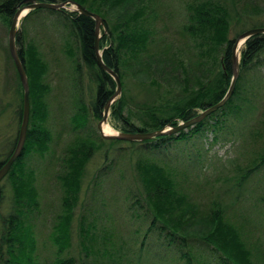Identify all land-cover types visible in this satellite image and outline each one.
<instances>
[{
	"label": "trees",
	"instance_id": "trees-1",
	"mask_svg": "<svg viewBox=\"0 0 264 264\" xmlns=\"http://www.w3.org/2000/svg\"><path fill=\"white\" fill-rule=\"evenodd\" d=\"M21 1L0 0V16L8 25H10L16 10L22 5ZM38 1L58 3L67 0ZM73 1L89 11L97 13L103 19L101 26L103 30H100L101 37L98 40V46L104 63L118 74L122 88L120 96L110 105V117L117 130L132 133L148 132L170 124L171 126L177 125L178 118H175L176 116H179L183 121L190 120L199 113L197 109L204 110L222 99L223 89L218 87L212 90L210 99L192 96V92H190L182 94L175 101L166 97L157 105H148L149 103L145 102L144 109L149 112L151 121L143 120L142 127L130 122L124 112V108L128 107L129 103L127 79L130 76L128 72L130 74L131 72L128 68L149 61L153 67H158L161 64L163 66L173 56L172 50L168 49L165 51L166 56L161 57L159 53L166 47L161 49L157 47L156 38L160 37H158L159 31L155 25H158V21L161 19L160 4L158 0ZM236 1L182 0L181 2L182 31L191 36L193 47L198 49L196 54L199 57L203 58L210 50L215 49L212 60L216 64V72L221 67L223 77L231 74V53L234 41L242 31L246 30L241 29L240 33L228 38L233 22H238L237 16H240ZM48 20L50 25H55L62 31L63 51L68 53L72 63L66 72V86L70 88L71 111L66 117L67 122L57 131H53L48 124L51 110L47 94L52 90L47 78L50 65L34 38L26 36L29 23L38 24L34 26L47 29L45 22ZM247 25H250V28L264 27V20L261 21L259 16L251 17L248 19ZM16 47L29 85V124L26 133L27 140L22 148L24 152L21 151L7 175L0 181V264H37L36 260L35 263L33 261L36 241L31 228V220L36 222L39 219L40 196L35 185L36 177L33 178L34 174L30 170L25 173L20 167L19 161H22L23 166L26 156L31 152L42 154L45 149L50 147L52 139L61 136L64 132L73 135L64 146L63 155L58 158L60 161L59 170L62 173L56 174V179L60 180L61 190L59 191L63 196L64 209L52 225V229L54 228L52 241L55 245L54 264H133L131 255L134 257L136 252L130 245L125 250L123 241L119 245L110 243L105 246L112 236H117V230L114 228L116 221L109 220L108 217H106L108 221L104 220V215L100 213L103 201L97 200L100 195L96 196V193L90 195L80 206L81 210L78 213L77 230L75 231L76 244L78 245L76 248L78 249L75 253L70 252L71 245L72 250L75 249L70 224L75 215L74 209L77 207L76 203L87 163L95 150L101 147L104 150L103 157L107 158L111 152L116 153L128 148L132 152H141L142 148L146 147L144 146L145 142L152 140L160 141L158 146L153 147L158 152L168 151L169 148L165 147L166 144L171 145L183 141L187 145L190 138L203 135L206 128L222 121L218 112L228 106V100L209 114L211 118L205 117L199 120L193 127L188 128L189 130L180 131L177 137L161 134L148 141H127L123 148V145L120 144L123 140L107 139L98 133L96 136L94 129L89 124L90 117L95 120L101 119L104 105L113 95L116 87L113 78L97 64L95 22L92 17L64 7L31 9L21 20V30L16 34ZM6 50H8V45ZM8 56L11 58L10 53ZM165 66V68L173 70L174 64H169L172 67ZM262 67H264V33H258L247 38L240 48V79L252 73L258 75ZM186 75H189V71ZM157 79L153 78L151 81H147L149 86L168 87L170 90L167 92H170L173 88L168 83L171 81L172 84L181 82L182 77L173 80L165 77H161L160 81ZM214 84L215 82L211 84V89ZM19 85L17 86L18 102L14 108L18 122L17 130L5 143L2 153H0V168L16 146L23 107L21 82ZM184 89L188 88L184 87ZM236 95L237 89L233 93V96ZM2 109L3 106L0 104V115ZM212 119L214 120L212 121ZM93 136H96L99 141L97 142ZM178 140L180 141L178 142ZM181 153L182 150L177 154ZM262 163L245 173H240V177L235 178L237 181L232 182L228 186V190L235 194L241 180ZM109 166H111V162L105 168L100 167L98 172L102 174ZM138 173H140L139 170ZM23 174L25 175L24 179H22ZM140 174L138 177L141 179ZM6 177L12 185L10 197L12 207L8 214L1 210L2 205L8 199L6 180H4ZM155 181L150 187H146L141 181L143 186L137 188L138 194L134 191L126 193V199L131 200L125 206L129 212L128 217L139 216L136 211L139 210L142 212V217L148 221L139 250L143 249L145 236L155 233L158 238L163 240L165 248L169 250L168 257L173 259L175 264H205V262L207 264H255L252 261L251 249L252 256L249 257L244 248L243 243H245L249 244L256 252L260 264H264V254L259 252L256 242H251L247 233L244 235L238 233L241 223L234 220L229 214L232 221L225 220L228 205H224L218 200H212L210 206L205 208L207 212H202L199 206L187 201L185 196L175 193L170 179H157L156 183ZM156 185L164 187L160 188ZM233 200L234 203H238L243 198L233 196ZM67 205L69 206L67 207ZM130 210L136 213L132 215ZM24 222L29 223L25 226V234L22 233V236L19 237L15 235V232L18 227H24ZM128 225L132 227L130 221H128ZM133 231L140 232L138 228ZM118 238L117 236L113 240ZM259 238L264 242L263 237ZM98 241H101L100 244ZM98 256L105 257V259L102 260ZM152 257L158 258V255L153 253ZM161 257H166V255L161 254Z\"/></svg>",
	"mask_w": 264,
	"mask_h": 264
},
{
	"label": "rangeland",
	"instance_id": "rangeland-1",
	"mask_svg": "<svg viewBox=\"0 0 264 264\" xmlns=\"http://www.w3.org/2000/svg\"><path fill=\"white\" fill-rule=\"evenodd\" d=\"M158 2L160 4L161 19H159L158 25H155L159 31L158 37H160L156 38L157 47L158 49L166 47L159 53L161 57L166 56L165 51L168 49L172 50L173 56L163 66L161 64L158 67H153L151 61H149L148 63L135 64L128 68L132 75L128 72V75H130L127 79L129 103L128 107L124 108V112L130 122L139 127H142L143 120H148L149 122L152 119L148 115L149 112L144 109L145 102H148V105H157L166 97L175 101L182 94L190 92H192V96L210 99L212 90L218 87H222V95L224 96L232 78V72L223 77L221 67L216 72V64L212 60L215 55V49L210 50L207 56L203 58L196 54L198 49L193 47L191 36L181 29L182 0H158ZM236 2L240 16H237L238 22L234 21L233 24L231 23L232 29L228 38L240 33L241 29H250V25H247L249 18L259 16L261 21L264 20V0H237ZM25 16L19 19L17 33L21 30V20ZM49 23V20L45 22L47 29L34 26L38 24L29 23L26 36L34 38L50 65L47 78L52 90L47 94L51 110L48 124L53 131H57L67 122L66 117L69 116L71 111L70 88L66 86V72L72 63L68 53L63 51L62 31ZM9 27L10 25L0 16V104L3 106L2 114L0 115V153H2L8 139L16 133L18 125L14 108L18 102L17 86L20 82L16 74L15 65L12 63L13 60L9 58V53H6V51H9V49L6 50ZM100 30L102 31L103 29L100 27ZM101 31H99V38L101 37ZM242 46L243 43L241 48ZM158 51L160 52V50ZM169 64H174V67L169 66ZM165 65L172 67L173 70L165 68ZM188 71L189 75L187 76L186 73ZM199 74L200 76H197ZM239 75L236 79L234 90L228 99V106L218 112L222 121L217 125H220L206 128L203 135L195 138L193 136L186 143L187 145L183 141L178 140L180 144L165 145V147L169 148V150L167 149L168 151H155L153 147L158 146L160 141L152 139L161 135L159 134L139 140H152L151 142H145L144 146L146 147L142 148L141 152H132L130 148L123 149L127 140L120 142L123 145V150H119L116 153L111 152L107 158L103 157L104 150L102 147L95 150L86 165L79 198L76 203L77 207L74 209L75 215L70 224L73 246L75 248L72 250L71 245L70 252L75 253L78 249L76 248L78 245L76 244L75 231L77 230L80 206L90 195L96 193V196L100 195L97 200L103 201L100 206V213L104 215V220L108 221L106 219L108 217L109 220L113 219L116 221L114 228L117 230V236L119 237L117 240H113L117 236H112L105 246L110 243L119 245L123 241L125 250L130 245L136 252L134 257L131 255L133 264H175L173 259L168 257L169 250L165 248L163 240L158 238L155 233L145 236L143 249L139 250L148 221L142 217V212L139 210H136L139 216L128 217L129 212L125 207L131 201L126 199V193L134 191L138 194L137 188L143 186L142 182L146 187H150L154 180L170 179L175 193L185 196L187 201L199 206L202 212H207L205 208L210 206L212 200H218L224 205H228L225 220L227 222L228 220L232 221L228 216L229 214L234 220L241 223L240 232L237 229L238 233H242V235L247 233L251 239L250 241L256 242L259 252L264 254V242L259 238L263 237L264 239V160H262L264 159V67L258 72L260 77L252 73L240 79ZM180 76L182 77L181 82L172 84L171 81L168 83L173 88L170 92H167L170 90L168 87L149 86L150 84H148L153 78H158L160 81L161 77L173 80L178 79ZM213 82L215 84L211 89L210 86ZM184 87L188 89H184ZM235 89H237V95L233 96ZM197 110L199 113L201 112V109ZM208 117L209 115L206 116V118ZM175 118H178L175 126L187 121L181 120L179 116ZM98 122L99 120L90 117L89 124L94 129L95 135L97 136L98 133L101 136L97 126ZM195 123L176 132H171L170 135L177 137L180 131L187 130L188 127L190 129ZM89 124L86 123L88 126ZM104 125L112 129L110 133L104 131ZM104 125H102L101 129L104 134L114 135L119 131L115 128L114 122H112L110 117V107ZM175 126L170 124L156 130L171 131L170 129ZM72 135L64 132L61 136L55 137L51 141V148L48 147L42 154L31 152L26 156L23 166L22 161H19L20 167L23 168L25 173L29 170L33 172V178L36 177L37 192L40 196L39 206L41 205V209L39 219L36 222L31 220V228L36 241L33 261L35 263L36 260L37 264H54L55 245L52 241V232L54 231L52 225L64 209L63 196L59 191L61 190L60 180L56 179V174L60 172V161L58 158L63 155L62 150ZM96 136L93 137L98 142L99 140ZM181 150L182 153L177 154ZM110 162L111 166L107 167L108 170L106 168L100 174L98 170L102 167L105 168ZM261 162L263 163L257 169L251 171L246 178L241 180L235 194L228 190V186L232 182L237 181L235 178L240 177V173L253 169ZM138 170L141 174L138 173ZM139 174L141 179L138 177ZM24 177L25 175L23 174L22 179ZM4 180H6L4 182L8 192V199L2 205L1 210L8 214L12 207L10 201L12 185L7 177ZM158 187L163 188L164 186ZM229 194L231 196H228ZM139 195L142 197L141 194ZM233 196L235 198H243V200L234 203ZM192 208H195V206H192ZM131 213L133 215L136 212L133 213L132 210ZM128 221L132 223V227L128 225ZM25 223L24 227H18L15 235L20 237L22 233L25 234V226L29 222ZM135 228H138L140 232H134ZM98 242L100 244L101 241ZM243 244L249 257L253 253V263L260 264V259L252 247L249 244ZM153 253L157 254L158 258L152 257ZM161 254H165L166 257H161ZM98 257L102 260L105 259V257Z\"/></svg>",
	"mask_w": 264,
	"mask_h": 264
},
{
	"label": "water",
	"instance_id": "water-1",
	"mask_svg": "<svg viewBox=\"0 0 264 264\" xmlns=\"http://www.w3.org/2000/svg\"><path fill=\"white\" fill-rule=\"evenodd\" d=\"M21 4L22 5L16 10L15 14L12 17V21H11L9 31H8L7 41H8V49H9L10 56L13 60L17 74L19 76L20 82L23 87V107H22L21 123H20L19 131H18L16 146L13 152L11 153V155L9 156V158L7 159V161L0 168V181L3 179V177L7 175L13 163L20 156L23 145H24V141L26 138V131H27V126H28V121H29V85H28V80H27L24 67L22 65V61L20 60L18 52H17L16 34L18 30L17 26L19 23V19L25 16L31 9H35L39 7L58 9V8L64 7L67 9L70 8L71 10L77 11L78 13L83 14V15L90 16L94 19V22H95V58H96L98 66L101 67L104 71H106L113 78L115 85H116L115 92L107 100V102L104 105L102 117L99 120L97 126L99 128L101 136L105 138H115V139L127 140V141L142 140V139L150 138L152 136L159 135V134H170L171 132H176L194 122H197L205 118L207 115H209L210 113H212L213 111L217 110L219 107L224 105L234 90L235 82L239 74L238 73L239 72V48L241 44L244 43L247 38H249L250 36L254 34L264 33V27L250 28V29L245 30L241 34H239L238 37L235 39L234 44L232 46V53H231V72H232L231 82H230V85L225 95L222 97V99H220V101H218L214 105L202 110L199 114L194 116L192 119L187 120L183 123H180L178 126L173 127L172 129H170L171 131H163L164 129L148 131V132H135V133L118 131L114 135L112 134L107 135V134L102 133V130H101L102 125H104V123L107 120L108 110H109L111 103L117 97L120 96L122 88H121V82L118 77V74L104 63L102 59L101 50L99 49V46H98L99 31H100V27L103 25L102 17L95 12L89 11L84 6H82L81 4L73 0H67V1H62L58 3L42 2L38 0H22Z\"/></svg>",
	"mask_w": 264,
	"mask_h": 264
},
{
	"label": "bare ground",
	"instance_id": "bare-ground-1",
	"mask_svg": "<svg viewBox=\"0 0 264 264\" xmlns=\"http://www.w3.org/2000/svg\"><path fill=\"white\" fill-rule=\"evenodd\" d=\"M172 126H175V125H172ZM189 128V127H188ZM111 128L109 127V126H107V125H104V131L105 132H107V133H110L111 132ZM27 140V139H26ZM56 142V141H55ZM25 147V146H24ZM55 147V146H54ZM55 150V149H54ZM22 152H24V150L22 151ZM209 184V183H208ZM255 190H256V188H255ZM259 211V210H258ZM260 214V213H259ZM260 218V217H259ZM205 264H207L206 262H205ZM212 264H214V263H212ZM222 264V263H221Z\"/></svg>",
	"mask_w": 264,
	"mask_h": 264
}]
</instances>
